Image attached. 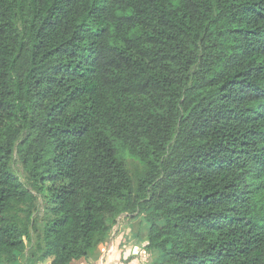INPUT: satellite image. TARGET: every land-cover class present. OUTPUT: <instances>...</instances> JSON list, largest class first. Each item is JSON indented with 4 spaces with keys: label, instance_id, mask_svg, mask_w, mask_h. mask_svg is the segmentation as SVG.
Instances as JSON below:
<instances>
[{
    "label": "trees",
    "instance_id": "16d2710c",
    "mask_svg": "<svg viewBox=\"0 0 264 264\" xmlns=\"http://www.w3.org/2000/svg\"><path fill=\"white\" fill-rule=\"evenodd\" d=\"M121 216L144 264H264V0H0V264Z\"/></svg>",
    "mask_w": 264,
    "mask_h": 264
},
{
    "label": "crops",
    "instance_id": "0c3cea01",
    "mask_svg": "<svg viewBox=\"0 0 264 264\" xmlns=\"http://www.w3.org/2000/svg\"><path fill=\"white\" fill-rule=\"evenodd\" d=\"M117 227L119 229L118 238L128 236L127 240L129 242L127 244L122 245V248L119 247V249L115 243L108 245L104 249H97L92 257L87 260H81L76 264H144L143 256L135 255L139 250L144 252V258L149 255V257L154 259L157 256L155 251H149L145 248L146 228L144 223H140L139 218L134 220L127 219L122 223L120 222V224L117 223L116 229ZM141 231L144 233L139 234ZM140 239H142V242L138 244L137 241ZM136 249L138 250L135 251Z\"/></svg>",
    "mask_w": 264,
    "mask_h": 264
},
{
    "label": "rangeland",
    "instance_id": "374dc122",
    "mask_svg": "<svg viewBox=\"0 0 264 264\" xmlns=\"http://www.w3.org/2000/svg\"><path fill=\"white\" fill-rule=\"evenodd\" d=\"M125 163H126L127 168L130 171H133L137 168V163L130 158L125 159ZM13 168H14L16 174L18 175V177L20 178L21 182H23L25 184V176H24L21 168L17 164H14ZM35 205H36V209H37V212L35 214V216H36L35 220L37 222L38 228H41L45 224V222L49 219L50 213L47 209L46 201L43 200L42 197H39L36 195ZM123 220L125 221L127 219H125L124 216H121V218L117 219L115 225L117 226V223L120 224V222L121 223L124 222ZM116 226L113 228V230L109 236V239H107V241H108L107 246L115 243V245L118 246L117 248L119 249V247L122 248V245L127 244L129 241L127 240V238H128L127 235L124 236L125 238L124 237L118 238L119 236L117 234H118L119 229H118V227L116 229ZM141 233H144V232L141 231L139 234H141ZM31 235H32L31 236V242L27 243V248L25 250L24 255L19 257V261H17L14 264H33V262L29 261V258H30L31 251L33 250V248L36 244V235L34 233L33 234L31 233ZM141 242H142V239L137 241L138 244H140ZM107 246H105L104 248H106ZM137 250L138 249H136L135 251H137ZM143 253L144 252H141L139 250L135 255H138V256L140 255L141 257L143 256V262L144 263H147V262H150L151 260H153L152 257H149V255L146 258H144ZM155 254H158V256H159V253L156 252ZM49 262H50L49 260H46L44 262H40L37 264H49ZM1 264H5V263L2 262Z\"/></svg>",
    "mask_w": 264,
    "mask_h": 264
}]
</instances>
